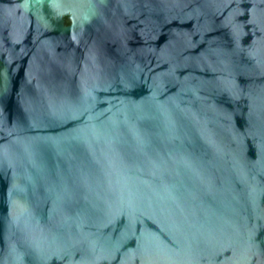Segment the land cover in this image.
I'll use <instances>...</instances> for the list:
<instances>
[{"label":"water","instance_id":"water-1","mask_svg":"<svg viewBox=\"0 0 264 264\" xmlns=\"http://www.w3.org/2000/svg\"><path fill=\"white\" fill-rule=\"evenodd\" d=\"M0 264H264V0H0Z\"/></svg>","mask_w":264,"mask_h":264}]
</instances>
